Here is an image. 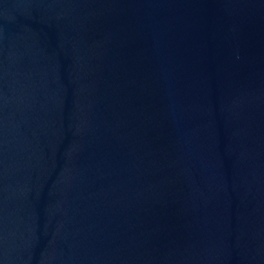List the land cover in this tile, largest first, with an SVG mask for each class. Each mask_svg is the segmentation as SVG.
Here are the masks:
<instances>
[{
    "label": "water",
    "instance_id": "water-1",
    "mask_svg": "<svg viewBox=\"0 0 264 264\" xmlns=\"http://www.w3.org/2000/svg\"><path fill=\"white\" fill-rule=\"evenodd\" d=\"M0 264H264V0H0Z\"/></svg>",
    "mask_w": 264,
    "mask_h": 264
}]
</instances>
